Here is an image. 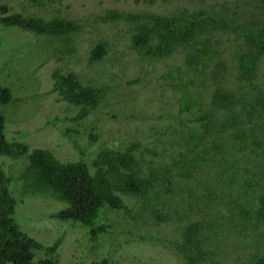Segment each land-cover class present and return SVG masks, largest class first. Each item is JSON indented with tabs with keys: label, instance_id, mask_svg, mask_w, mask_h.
<instances>
[{
	"label": "rangeland",
	"instance_id": "1",
	"mask_svg": "<svg viewBox=\"0 0 264 264\" xmlns=\"http://www.w3.org/2000/svg\"><path fill=\"white\" fill-rule=\"evenodd\" d=\"M9 14L75 22L65 37L38 36L0 25V87L13 101L2 106L5 134L30 150H49L62 163L91 170L104 149L135 148L136 172L147 183L122 196V208H103L106 233L55 218L67 204L23 193L26 158L0 156L12 179L20 228L58 264H254L264 255V221L256 210L264 193V57L252 82L238 70L245 36L264 29V0H0ZM213 17L226 30L200 35L163 58L134 48L141 20L155 15ZM104 44L107 55L91 62ZM206 64L187 62L203 50ZM207 53V54H206ZM206 58V57H205ZM74 72L103 91L99 106L72 121L80 107L60 100L52 73ZM216 93L233 106H213ZM209 113L205 118L203 114ZM66 132V133H65ZM38 258H44L39 253Z\"/></svg>",
	"mask_w": 264,
	"mask_h": 264
},
{
	"label": "trees",
	"instance_id": "2",
	"mask_svg": "<svg viewBox=\"0 0 264 264\" xmlns=\"http://www.w3.org/2000/svg\"><path fill=\"white\" fill-rule=\"evenodd\" d=\"M132 43L134 48L155 58H163L177 52L179 48L193 43L200 35H210L216 31L226 30V24L213 17H161L143 16ZM0 25L17 28L22 31L53 38L65 37L79 30V26L69 20H44L25 18L19 14H9L8 7L0 4ZM248 52L239 58L240 77L252 82L257 74L258 63L264 57V29L245 36ZM187 56V62L199 66L206 64L210 53ZM107 55L104 44L96 45L92 52L91 62H99ZM206 57V58H205ZM53 90L60 100L76 107L80 112L72 121L86 118L100 104L103 91L82 84L78 76L67 69H57L52 73ZM13 101L12 92L7 87H0V156L15 160L26 158L25 165L18 181L22 184L23 193L55 199L67 204V207L56 213L55 218L72 222L87 230L89 239L97 240L106 233V227L97 226L100 211L109 207L122 208V196L139 195L147 183L136 172L137 161L134 157V146L125 151L104 149L90 166L79 161L62 163L49 150L35 148L30 150L24 142H10L5 134L6 119L2 106ZM230 94L216 93L213 106L219 109H230L233 106ZM207 119L209 113H204ZM66 133V132H65ZM12 179L0 164V264H58L52 257L57 247H46L24 232L15 220L17 201L12 192ZM256 214L264 221V193L259 196ZM44 258H38L39 253ZM94 264H109L103 258ZM254 264H264V255L256 256Z\"/></svg>",
	"mask_w": 264,
	"mask_h": 264
}]
</instances>
